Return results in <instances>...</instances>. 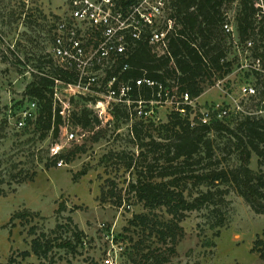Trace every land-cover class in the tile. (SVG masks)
Returning a JSON list of instances; mask_svg holds the SVG:
<instances>
[{
    "label": "rangeland",
    "instance_id": "1",
    "mask_svg": "<svg viewBox=\"0 0 264 264\" xmlns=\"http://www.w3.org/2000/svg\"><path fill=\"white\" fill-rule=\"evenodd\" d=\"M68 4L69 0H0V178L4 181L0 185V264L10 260L12 264H102L107 258L119 264H153L143 256L150 251H164L166 246L148 230L129 223L134 215L147 211L127 193L136 175L134 169H126L124 162L130 157L136 161L140 153L131 134L132 125L141 123L149 132L165 123L177 106L169 101L155 105L151 120H128L123 113L118 117L107 113L101 122L87 128L70 120L66 129H77L78 134L85 135L76 144L66 142L63 127L57 135L50 132L42 138L43 131H36L32 124L27 123L23 129L13 124L25 106L22 100L31 72L39 71L38 59L51 57L54 26L57 18L67 17ZM229 14L233 20L234 12ZM29 20L34 23L29 25ZM232 52V57H240L239 61L245 63L237 49ZM237 64L232 74L205 87L199 100L192 102L191 120L204 112H209L211 120L216 116L215 109L228 111L221 120L231 128L247 115L264 120V84L256 86L255 76ZM104 75L99 74L101 87L95 95L69 98L70 118L83 109L96 116V105L104 93ZM243 86L254 87L256 95L243 97ZM9 117L13 119L10 124ZM151 133L156 136V131ZM211 136L220 168L238 166L233 141L225 135ZM54 150H59L56 157H52ZM71 151L76 155L70 162L58 159ZM57 160L63 162L61 167L56 165ZM249 168L264 174V157L260 160L252 154ZM103 189H114L121 195L122 205L114 206V199L101 201ZM226 200L225 226L220 229L212 228L207 210L188 214L180 224L184 236L166 264H264L258 252H253L257 240L264 244V216L255 214L232 188ZM24 210L30 212L28 221H11L14 214ZM152 216L169 219L161 210ZM77 231L82 232V243L74 254L54 249L49 260L40 261L32 254L26 259L21 257V253L31 251V241L40 233L51 239L69 240Z\"/></svg>",
    "mask_w": 264,
    "mask_h": 264
},
{
    "label": "trees",
    "instance_id": "2",
    "mask_svg": "<svg viewBox=\"0 0 264 264\" xmlns=\"http://www.w3.org/2000/svg\"><path fill=\"white\" fill-rule=\"evenodd\" d=\"M231 11L234 12L233 20H230ZM258 12L256 0H175L166 19L172 21L173 26L167 31L164 44L150 43V36L146 34L136 41L126 60L107 71V78L118 75L116 86L119 82L131 86L128 96L131 101L158 102L159 105L169 101L177 106L165 123L149 132L144 131L146 128L141 123L132 125L131 134L140 153L136 161L130 157L124 162L126 169H134L136 175L135 182L128 185L127 193L147 211V214L134 215L129 223L148 230L150 236L166 246L164 251H150L143 256L153 264H166L175 255V248L184 236L180 224L189 213L207 210L209 219L213 221L212 228L224 227L223 210L231 188L255 214L264 216V174L249 168L252 154L260 160L264 157V120L247 115L231 128L213 116L203 124L202 116L190 119L194 110L192 106L182 104L181 99L186 94L190 101H196L205 87H212L232 74L236 62L240 68V57L231 55L233 49L240 52L243 61L263 56L264 28L257 20ZM28 23L32 25L34 21L29 20ZM225 23L232 25L234 37L224 32ZM162 28L166 29L165 24ZM53 38L52 34L51 42ZM2 40L0 32V44ZM248 42L252 43L250 48L247 47ZM51 57L38 59L39 71L31 72V81L24 90V99L37 103V114L27 123L32 124L36 131H43L42 138L50 132L57 135L63 124L53 106L54 79L75 81V75L59 68ZM124 65H127L125 70L122 69ZM241 70L255 76L256 86L264 84V73L253 69ZM143 80L153 85H136V81ZM119 113L130 119L126 105L113 107L112 116L118 117ZM71 121L83 128L99 123L88 109L72 114ZM152 131H156V136ZM213 134L228 136L233 141L238 151V166L220 168L215 142L211 138ZM75 155L76 151H71L67 155H59L58 159L70 162ZM3 182L0 178V185ZM112 199L114 206L122 205V197L114 189L101 191V201ZM160 210L165 212L168 220L150 217ZM29 216L30 212L24 210L14 214L11 221H28ZM72 236L69 240H57L40 233L31 241V251L21 253V257L26 259L32 254L40 261L49 260L54 249L74 254L82 243V232L77 231ZM263 245L261 240H257L253 252H258L264 261ZM133 262L136 263L135 260ZM8 264H12V260ZM90 264L98 263L91 261Z\"/></svg>",
    "mask_w": 264,
    "mask_h": 264
},
{
    "label": "built area",
    "instance_id": "3",
    "mask_svg": "<svg viewBox=\"0 0 264 264\" xmlns=\"http://www.w3.org/2000/svg\"><path fill=\"white\" fill-rule=\"evenodd\" d=\"M175 0H69L68 15L60 18L55 23L53 31V42L50 54L56 65L62 70L73 73L75 81L67 82L54 79L52 88V100L54 109L58 110L65 130V140L68 143H79L85 136L75 131H68L70 125L71 104L69 98L82 94L93 96L97 92L99 74L103 77L104 93L96 105L95 113L101 122L107 113H112L116 105L124 104L129 108L130 120L133 118L151 120L154 115V106L157 102L131 101L129 92L131 86L128 83L119 82L118 75L107 78V71L112 70L119 62L127 59L128 52L134 47L136 41L141 40L149 34L150 43L165 42L167 31L173 26V22L167 19L168 12ZM259 12L257 20L264 28V0H256ZM166 22V23H165ZM165 24L166 29L162 28ZM223 30L233 35V27L225 23ZM234 37V35L232 36ZM252 46L251 42L247 47ZM241 63L240 69H253L264 73V52L262 57H256L250 63L246 59ZM127 65L122 68L125 70ZM121 70V71H123ZM142 83L152 86L147 80L136 81V85ZM68 96V99L63 96ZM243 97H253L256 90L251 86H243L240 89ZM182 104L192 106V101L185 94L182 96ZM25 106L19 111L16 120L13 121L17 129H23L27 120H33L37 114V103L35 101L22 100ZM166 103V102H165ZM133 106V108H130ZM217 119L224 118L228 111L224 109L213 110ZM98 115V116H97ZM13 119L8 118V124ZM201 121L207 124L210 121L209 112L202 114ZM60 127V128H61ZM59 150L52 152L56 157ZM56 165L61 167L63 162L57 160ZM102 264H119L112 258L102 261Z\"/></svg>",
    "mask_w": 264,
    "mask_h": 264
},
{
    "label": "crops",
    "instance_id": "4",
    "mask_svg": "<svg viewBox=\"0 0 264 264\" xmlns=\"http://www.w3.org/2000/svg\"><path fill=\"white\" fill-rule=\"evenodd\" d=\"M197 100H199V99H197Z\"/></svg>",
    "mask_w": 264,
    "mask_h": 264
}]
</instances>
